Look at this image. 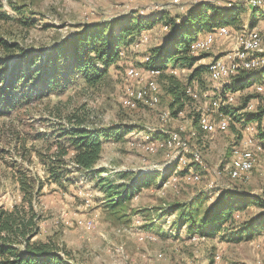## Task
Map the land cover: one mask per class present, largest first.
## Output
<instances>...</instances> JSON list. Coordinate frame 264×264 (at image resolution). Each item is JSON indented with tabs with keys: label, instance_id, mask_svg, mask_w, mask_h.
I'll use <instances>...</instances> for the list:
<instances>
[{
	"label": "rangeland",
	"instance_id": "374dc122",
	"mask_svg": "<svg viewBox=\"0 0 264 264\" xmlns=\"http://www.w3.org/2000/svg\"><path fill=\"white\" fill-rule=\"evenodd\" d=\"M198 3L223 6L227 0H0V14L4 15L0 18V40L11 48L18 47L6 51L0 46V57H6L9 63L25 51L42 54L44 59L54 48L81 35L85 29L98 27L93 32L96 33L112 26L117 31L134 12L150 15L163 11L179 21ZM237 7L242 12L238 23L229 26L230 35L218 37L206 52H194L207 53L196 65H208L218 59L228 61L234 55L236 36L250 29L253 12L248 7ZM259 11L252 28L264 36V14ZM166 29L157 20L151 28L142 30L121 48L123 52H119L96 87L78 80L62 94L21 104L0 115V205L11 207L19 203L17 177L20 174L31 177L35 189L36 186L41 189L35 202L41 220L33 240L54 245L67 264H257L264 253V227L228 241L221 240L220 234L210 238L190 236L186 227L171 226L178 214L170 215L171 207L189 205L199 195L204 197L196 208L199 216L223 190L240 191L262 200L263 206L250 204L234 213V226L264 213V146L255 137V127L264 130V118L246 124L230 119L223 132H202L195 125L197 115H209L213 122L220 119L209 103L221 91L222 82L213 81L205 73L190 83L188 78L194 67L168 66L162 71L165 75H175L197 94L182 112L172 115L171 97L164 90L167 78H148L145 74L138 79L127 78L128 67L141 68L150 49L165 44ZM147 79L156 81L158 102L124 107L121 103L124 87H142ZM257 81H264V77L259 76ZM231 91L234 92L231 106L241 115L245 112L240 108L241 98L254 93L253 86L247 84ZM249 103L252 108L246 109L255 111L258 104L264 105V98H254ZM66 115L85 117V124L90 127L133 128L118 140L104 142L93 171L102 172L103 182L93 172L76 171L69 162L72 152L63 159V181L60 184L50 181L47 149L56 150V133L66 127ZM249 125L253 130L246 129ZM169 133H176L185 141V156L198 154L202 164L197 170L198 180H186L179 175L182 167H176L174 148L168 149L158 142L153 151L145 152L130 144L148 141L147 138L156 140L151 137L161 134L164 137L157 139H164ZM59 142L67 144L65 139ZM234 146L255 154L254 166L244 180L232 181L225 170ZM41 154L45 161L39 158ZM147 175L151 179L147 186L133 191L126 201L118 204L121 187L124 190L138 177ZM215 254L219 261L214 259Z\"/></svg>",
	"mask_w": 264,
	"mask_h": 264
},
{
	"label": "trees",
	"instance_id": "16d2710c",
	"mask_svg": "<svg viewBox=\"0 0 264 264\" xmlns=\"http://www.w3.org/2000/svg\"><path fill=\"white\" fill-rule=\"evenodd\" d=\"M257 11L259 10H253L251 14L249 28L254 26L253 20L258 16ZM241 12L242 9L237 6L229 7L227 4L219 6L210 3H198L191 6L179 21L168 17L163 11L150 15L134 12L130 14L128 21L118 26L117 31L112 26L103 27L96 33L93 32L98 27L85 29L81 35H76L75 38L54 48L52 53L46 54L44 59H41L42 54L34 55L21 50L20 57L9 63L6 57H0V115H6L21 104L40 100L51 94H62L78 80H82L88 87H96L107 69L114 64L119 52H123L124 49L121 48L131 43L142 30L151 28L157 20L167 27V41L163 45L150 49L149 54L146 55L147 60L143 61L141 68L159 69L158 76L167 78L164 90L171 97L169 104L171 114L177 115L192 99L185 91L186 87L192 88V86H185L176 79L175 75H165L164 69L168 66L189 69L194 67L188 78L190 83L193 79L207 73L208 65H196L197 61L207 53H191L189 45L198 35L211 32L218 26H235ZM2 17L4 15L0 14L1 19ZM0 46L6 51L18 49L16 46L11 48L4 40H0ZM261 73H264V69L256 71V77L259 78ZM248 76V71L240 70L231 79V85L226 89L236 90L239 87H245L248 84ZM253 92L241 98L240 108H245V112L241 115L234 111L231 105L219 107L218 113L228 116L232 122L233 119L244 124L260 122L264 118V105L258 104L255 111L247 110L245 107L250 101L253 102L254 98H264V93ZM64 119L66 127L59 128L56 133L58 141L56 150L51 152L49 147L47 153L50 155L45 156L49 161L47 169L49 179L59 184L63 181L65 172L62 169L63 159L68 153L72 152L69 162L76 171L93 172L103 150V143L112 139L118 140L133 131V128L123 129L117 125L90 127L85 124V117L76 115H66ZM255 129L256 140L264 146V130L256 127ZM161 137L164 136L161 134L151 138ZM61 139H65L66 146L59 142ZM22 143L25 142L22 141ZM39 158L46 160L42 154ZM189 169L200 170L193 164H189L178 173L182 177ZM101 173L91 174L97 177L99 182H103ZM147 178H149L148 175L138 177L124 190L121 187L118 204L126 201L133 191L147 186L151 180ZM163 179L164 176H162ZM31 181H33L31 177L20 174L17 177L18 189L21 192L19 203L11 207L0 205V264H67L61 259L54 245L33 240L38 234L41 220V215L35 208L36 198L41 189H37L39 188L37 186L35 189ZM100 189L104 187L101 186ZM198 196L189 205L171 207L168 211L170 215L178 212L171 225L173 228L186 227L188 235H196L200 238H210L220 234L221 240L230 241L238 240L244 234L250 235L264 227V213L237 226H234L233 220L234 213L250 204L263 206L260 198L244 195L240 191L223 190L203 208L198 216L196 208H199L198 204L204 201V197Z\"/></svg>",
	"mask_w": 264,
	"mask_h": 264
},
{
	"label": "bare ground",
	"instance_id": "6f19581e",
	"mask_svg": "<svg viewBox=\"0 0 264 264\" xmlns=\"http://www.w3.org/2000/svg\"><path fill=\"white\" fill-rule=\"evenodd\" d=\"M234 5L248 7L246 6V0H239V5ZM227 6L231 7L232 4ZM256 9L264 12V7H256ZM215 30H224V32L218 36ZM249 33H251V36L249 37L248 41V39H246V35ZM229 35L230 29L228 26H218L211 32L197 36L196 39L193 40L189 45V51L191 53L206 52L210 49L218 37H226ZM235 41L236 51L228 61H222L220 59L213 60L208 64L207 68V74L213 81L223 83L221 91L217 93V95H221V104H228L229 100L230 104L228 105L233 103L234 92L226 88L231 85L229 81H231V79L237 75L240 70H246L249 72V76L247 78L248 85H251V87L253 86L255 92L261 94L264 92V81L258 82L256 77V71L264 69V36L259 33L257 28H250L237 35ZM244 61H246L245 65ZM125 71L127 78L132 79H138V76L143 74L147 75L148 78H154L160 74V70L156 68L145 69L133 66L128 67ZM144 82L145 81H143V83ZM157 91L158 89L156 81L151 79H147L145 85L142 87L125 86L123 90V96L121 97V103L127 108H134L138 103L141 102L149 103L151 105L156 104L158 102ZM185 91L186 94L192 99L197 97L196 92L191 87H186ZM217 95H215L209 104L211 109L218 111L219 107L221 106H219V97H217ZM246 107L250 109L252 108V104L248 103ZM219 118L220 119L217 122H213L209 115L200 114L197 120V127L202 132L206 133H212L215 131L223 132L227 129L230 118L222 114L219 115ZM246 129L253 130V126L249 125ZM147 140L148 141L145 142L131 141L130 144L137 145L140 149H144L145 152H151L153 151L155 144L157 145L158 142H162L163 147H168V149L171 147L174 148V162H176V167L181 166L182 168H185L189 164H193L198 169H200V166H202L197 153H191L189 156H185V153H187V144L184 141L186 148L180 149V141L178 134L176 133H169L164 139L149 140V138H147ZM230 157V161H228L229 163L225 167L230 179L233 181L244 180L247 178L254 166L255 154L253 151L239 146H234L232 148ZM243 158H245V162H242ZM184 178L190 181L198 180L199 174L195 169H189L187 174L184 175ZM214 259L219 261L220 257L215 254ZM262 263H264V253L257 261V264Z\"/></svg>",
	"mask_w": 264,
	"mask_h": 264
},
{
	"label": "built area",
	"instance_id": "2783aa9c",
	"mask_svg": "<svg viewBox=\"0 0 264 264\" xmlns=\"http://www.w3.org/2000/svg\"><path fill=\"white\" fill-rule=\"evenodd\" d=\"M231 4H238L239 5V0H227V5H231ZM246 6L249 7V10L253 11V10H256V7H264V0H246ZM215 32H217V34L219 36L220 34H223L224 30H215ZM250 36H251V33L246 35V39H248V41H249ZM245 64H246V61H244V65ZM217 97H219V106H225V105L230 104V100H229L228 104H221V95H217ZM215 114H217V113H215ZM218 115H220V114H218ZM179 141H180V149L186 148V144L184 143L183 140H181L180 137H179ZM242 162H245V158H243Z\"/></svg>",
	"mask_w": 264,
	"mask_h": 264
},
{
	"label": "crops",
	"instance_id": "0c3cea01",
	"mask_svg": "<svg viewBox=\"0 0 264 264\" xmlns=\"http://www.w3.org/2000/svg\"><path fill=\"white\" fill-rule=\"evenodd\" d=\"M257 18H258V17H257ZM200 35H201V34H200ZM259 76L264 77V73H261ZM136 137H138V135H137ZM103 145H104V143H103Z\"/></svg>",
	"mask_w": 264,
	"mask_h": 264
}]
</instances>
